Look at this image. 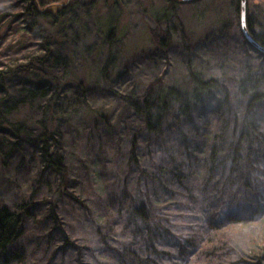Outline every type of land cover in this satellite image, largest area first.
Listing matches in <instances>:
<instances>
[{
  "label": "trees",
  "instance_id": "1",
  "mask_svg": "<svg viewBox=\"0 0 264 264\" xmlns=\"http://www.w3.org/2000/svg\"><path fill=\"white\" fill-rule=\"evenodd\" d=\"M31 1L0 0V32L8 24L0 38V173L4 175L16 164L17 169L34 173L31 177L39 186L53 181L55 189L48 190L45 201L68 198L83 209L97 226L103 250L112 253L105 259L92 246L80 243L58 214L56 200L47 204L44 213L41 200L16 208L0 201V264H35L22 246L29 227L41 229L45 264L66 252L72 255V264H91V260L95 264H264V131L260 117L264 111V25L255 24L250 5L246 27L259 49L245 39L239 20L235 32L223 26L198 46H219L217 59L224 62L219 79L204 78L190 68L188 89L149 85L142 94L121 95L138 122L128 161L140 169L146 184L145 193L139 184L137 194L124 189L128 195L121 199L127 204L125 210L115 206V197L104 200L109 224L117 216L125 221V230L133 231L128 245L113 249L99 228L103 215L77 191V179L61 153L66 136L58 128L62 104L77 102V97L90 98L95 90L83 83L73 87L62 83L68 61L58 54L51 34L38 26L40 19L48 17L34 4L27 6ZM237 5L238 0L234 16L238 19ZM254 8L264 16V7ZM74 10L66 11L60 20L68 19ZM17 11L22 15L20 26L26 24L22 31L42 42L22 49L26 55L18 59L20 63L14 45L6 39L19 22L13 20L12 13ZM153 36L157 46L169 49V32ZM240 51L254 54L259 62ZM97 119L95 127L103 122L105 130L111 129L110 118ZM127 126L121 125V133ZM141 141L155 147L167 145L173 153L170 160L147 171L139 154ZM222 207L228 211L219 217ZM169 212L182 220L171 222ZM252 229L255 232L239 249L231 237L248 236ZM115 231L109 228L107 236L112 241Z\"/></svg>",
  "mask_w": 264,
  "mask_h": 264
},
{
  "label": "rangeland",
  "instance_id": "2",
  "mask_svg": "<svg viewBox=\"0 0 264 264\" xmlns=\"http://www.w3.org/2000/svg\"><path fill=\"white\" fill-rule=\"evenodd\" d=\"M39 1L42 5H48L58 0ZM121 1L118 6H114L113 1L106 4V0H97L90 8L74 10L66 16L68 19L62 21L61 18L49 17L40 19L38 25L42 31L51 34L58 54L68 61L62 83L72 87L83 83L95 90L90 98L77 97V102L62 104L63 117L58 128L66 136L61 153L77 179V191L97 214L103 215L99 228L113 249L128 245L133 238V231L125 230V221L120 222L117 216L109 224L110 215L104 209V200L115 197V206L120 209L123 206L125 210L127 204L121 199L128 195L124 189L128 187L137 194L136 186L139 184L145 193L143 188L146 184L139 174L140 169L128 161L132 136L136 133L138 122L130 116L121 95L142 94L149 85L188 89L190 68L204 78L216 76L219 79L223 75L221 65L224 64L217 59L220 56L219 46L213 44L211 48L204 49L198 46L207 37L219 33L223 26L227 25L235 32L238 22L234 17L236 0H198L174 5L168 4L166 0ZM248 5L255 24L259 27L264 25L261 10L254 8L257 5L264 7V0H248ZM12 14L15 17L13 20L19 22L7 33L6 39L14 45L13 52L19 54L15 59L20 63L18 59L26 55L22 49L42 42H36V39L22 31L26 24L20 26L23 21L21 12ZM7 27L8 24L0 32V38L5 35ZM156 32L162 35L170 33L168 50L154 43L153 33ZM240 53L252 62H259L254 54ZM100 116L111 119L110 130H105L100 121L95 127V120ZM260 117L264 131V111ZM121 125H128L123 133ZM140 147L141 163L147 171L156 170L159 162L164 165L173 154L167 145L156 148L141 141ZM10 168L4 175L0 173L2 203L16 208L23 202L36 203L41 200L44 204L41 212L44 213V209L48 210L47 204L56 200L54 203L60 204L58 214L70 226L69 232L80 243L92 246L95 253L103 255L105 259L111 257L112 252L103 250L96 224L89 215L83 213V209L77 208L68 198L61 202L54 198L45 201L48 190L55 189L53 181H44L46 184L43 182L39 186L31 177L34 173L27 174L26 170L17 169L16 164ZM261 169L264 171V160ZM227 211L228 208L222 207L218 212L219 217ZM169 213L171 222L182 220L180 215ZM111 227L117 230L115 241L107 236ZM254 232L252 229L248 236L237 234L231 238H235L239 249H243L246 238H250ZM39 235H42L40 228L29 227L22 246L30 261L45 264L46 254L42 252L44 247ZM120 242L123 243L118 244ZM157 258L155 254L152 256L155 262ZM72 263V255L66 252L64 255L59 253L51 264ZM91 264L95 263L91 260Z\"/></svg>",
  "mask_w": 264,
  "mask_h": 264
},
{
  "label": "water",
  "instance_id": "3",
  "mask_svg": "<svg viewBox=\"0 0 264 264\" xmlns=\"http://www.w3.org/2000/svg\"><path fill=\"white\" fill-rule=\"evenodd\" d=\"M197 0H180L181 3H193ZM73 0H63L60 3H55V4H51L49 5L46 10H51L52 13L57 14V12L59 10H64L66 9L68 6H70ZM248 0H238V15H239V27L240 30L243 34V36L245 37V39L254 47L258 48L259 47L255 44V42L253 41L252 37H250V33L247 29V15H248ZM44 10L41 11V13H43Z\"/></svg>",
  "mask_w": 264,
  "mask_h": 264
},
{
  "label": "flooded vegetation",
  "instance_id": "4",
  "mask_svg": "<svg viewBox=\"0 0 264 264\" xmlns=\"http://www.w3.org/2000/svg\"><path fill=\"white\" fill-rule=\"evenodd\" d=\"M63 0H58V1H56V2H53V3H50V4H46V5H42L41 3H40V1L39 2H37V1H31V3H29V5L28 6H30V7H32L31 5H33L34 7H35V9H38V11H42V10H44V12L43 13H41V12H39L40 14H43V16H46V17H51V18H57V19H60L63 15L62 14H64L66 11H69V10H71V9H83L84 7L85 8H90V7H92L93 5H95L96 4V2H97V0H73V2L72 3H70L71 5L70 6H68L66 9H64V10H59L58 12H57V14H54V13H52V11L51 10H46V8L49 6V5H51V4H55V3H60V2H62ZM111 1H113L112 3H114V6H118V4L120 3V2H122L121 0H106V4H109ZM167 1V3L168 4H185V3H181L180 2V0H166ZM198 1V0H197ZM196 2V1H195ZM194 3V2H193ZM111 4V3H110ZM113 5V4H112ZM107 6H109V5H107Z\"/></svg>",
  "mask_w": 264,
  "mask_h": 264
}]
</instances>
